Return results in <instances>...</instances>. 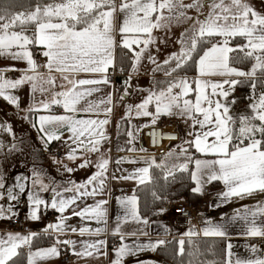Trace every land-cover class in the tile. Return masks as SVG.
<instances>
[{"label": "snow or ice", "instance_id": "snow-or-ice-1", "mask_svg": "<svg viewBox=\"0 0 264 264\" xmlns=\"http://www.w3.org/2000/svg\"><path fill=\"white\" fill-rule=\"evenodd\" d=\"M205 6V0H192L190 4H184L183 0H120L117 8L116 0H52L51 3H37L34 8L27 11L12 12L8 8L0 6V56H9L14 60H24L28 68L22 77L16 80L5 78L3 71H0V97H4L16 104L18 97L11 95L8 90L16 89L25 83L31 85L32 92L39 91L41 94L50 93L51 98L47 101L41 100L38 106L30 108V111L50 110L52 105H60L67 115H41L38 118L39 130L44 134L48 142L61 140L63 134L60 128H67L68 140L73 146H69L66 154L67 159H82L78 165L80 168L87 167L91 161L86 158L87 153H100L103 141L107 139L103 126L109 123L108 119L75 118L76 114L99 115L111 113V107L101 108V105L111 104V96L99 102H88L84 108L78 105L98 88H86L88 85L108 83L105 75L109 67L115 64V38L114 19L115 13L120 11L124 19L119 28L121 34V47L132 53L133 73L138 71L145 52L150 45L155 44L152 33L154 29L170 27L172 21L192 20L189 29L185 30L179 41L182 45L177 53H172L162 63L156 57L149 55L148 59L156 66L153 71H163L166 77H172L174 73L182 69L193 59L200 43H208L206 38L220 36L224 39L219 43H212L210 47L203 50L196 61L198 76L190 81L185 77H175L163 81L164 87L158 90H150V94L142 103L136 105V115L151 117L150 123L127 132L131 145L128 151L146 152L141 147L136 149L135 143L139 142V134L142 129L154 127L160 116L177 114L192 121V128L198 130L189 132L194 136L184 144H190L204 156H213L215 159H194L188 154V149L180 146V152L170 150L161 162L157 163L154 157H141L144 167L136 169L133 173L121 179H136L138 183L144 184L151 179L150 169L156 167L165 170V179L174 176L176 171H187L189 163L194 164L192 179L197 187L194 192L201 193L203 182L221 181L225 191L219 194L222 200H230L232 197L244 198L259 191L264 193V94H261L256 103L250 107L251 116L239 118L240 126L235 128L236 121L229 114V106L225 101L235 86L240 83L231 77L253 78L252 88L255 89V77L257 71L264 72V14L254 10L247 0H208L209 11L206 15L201 11ZM188 9H195L197 16L187 15ZM167 13V15L165 14ZM204 15L201 19L200 16ZM155 17V18H154ZM35 26V31L29 35V26ZM18 29V30H17ZM191 31L189 36L187 33ZM236 36L245 38L246 43L230 46V39ZM29 45L42 46L46 50L42 55L48 58L44 65H38L33 59ZM135 46V47H134ZM15 49V51H13ZM139 49V50H137ZM234 52L243 54L242 58H251L254 64L250 71L245 72L233 66L234 62H240L237 57L232 56ZM168 66V67H166ZM43 67L48 76L39 71ZM16 70V69H11ZM54 72L65 74L62 79L66 86L61 85L65 90L52 92L55 86ZM74 73H98L100 79H70L68 74ZM210 76L228 77L221 81L205 79ZM131 76L125 81V94L130 86ZM193 84L195 87H193ZM47 85V87H45ZM227 85V87H225ZM179 89V91H175ZM195 93V99H189V95ZM123 99V97H121ZM154 103L155 111H148V106ZM132 106L129 105L131 113ZM259 121V124L254 123ZM46 125H51L46 130ZM33 124V127H36ZM135 127V126H134ZM11 131V128H8ZM260 138H257V137ZM236 143H233V141ZM248 140L247 144L244 141ZM67 143V141H66ZM231 146V147H230ZM124 151V148L120 149ZM175 156L177 160L183 158V163L167 164L169 158ZM124 159V158H122ZM109 160L103 158L96 163L97 171L86 181L77 184L75 181H68V186L60 188L59 185L51 187L54 193L51 202L43 200L40 192L48 191L49 184H45L39 173L32 179V186L39 191H32L28 200L32 205L29 218L39 219L38 211L41 205L51 207L61 213L55 224H49L45 232L64 233L66 230L79 232L81 236L85 233L99 235L105 229L84 226L72 228L67 225L69 217L63 215L70 207L77 205V202L84 197H95L102 194L107 180V167ZM121 161H117L120 163ZM135 163V160L129 161ZM69 173L74 169L64 166ZM115 178V177H113ZM17 183L7 189V197L11 201L19 198V193L25 191V178L17 177ZM3 177L0 176V189H4ZM19 190V192L16 191ZM64 193H73L65 196ZM155 195V193H154ZM4 199V192L0 191V200ZM122 206L123 215L117 217V226L113 234L121 233V224L136 222L147 224L139 214L138 197H118ZM107 200H99L93 205H86L79 211H73L72 215L80 217L85 221H95L107 225V209L104 207ZM165 211L161 209V212ZM9 213V215H6ZM16 215L9 205L7 209L0 205V219H11ZM258 217H264V205L256 210H248L243 215L237 213L234 217L245 223L244 234L252 237H264V220L258 222ZM167 231V230H166ZM204 236L224 237L226 232L222 225H214L210 221L202 230ZM146 234V233H145ZM200 233L190 229L186 235L189 237ZM37 233L22 235L20 233H6L0 235V264H16L20 257V249L27 248V264H38V261L50 259L60 254L58 245H68L72 253L78 257H92L95 255H106L101 253V248H106L105 240L82 241L81 250H76V241L61 240L59 235L56 243L49 248L32 250V241ZM136 235V233H131ZM121 247L116 250V261L119 264L120 258L134 249L141 248L155 249L168 243L166 240H157L147 245L129 246L121 234ZM184 243L181 239L178 244L177 255H184ZM232 245H227L225 264H264V257L256 256L259 251L255 246L251 247L252 258L233 260L231 251ZM198 252V249H197ZM196 255V253H189ZM189 264H193L190 260Z\"/></svg>", "mask_w": 264, "mask_h": 264}, {"label": "crops", "instance_id": "crops-1", "mask_svg": "<svg viewBox=\"0 0 264 264\" xmlns=\"http://www.w3.org/2000/svg\"><path fill=\"white\" fill-rule=\"evenodd\" d=\"M184 4L192 3V0H183ZM250 6L260 14H264V0H247ZM117 8H119L120 0H116ZM208 0H205V6L201 10L204 15L209 11ZM167 15V13H165ZM187 15L197 16L198 13L195 9H188ZM204 15H201L200 18L203 19ZM155 18V17H154ZM124 19V14L120 11L115 13L114 19V38H115V64L114 67H109L107 73L105 74L108 79V83H101L98 85H88L84 86L86 88H98L99 91L93 92L90 96L86 97L85 100L81 101L78 105L79 108H84L87 106L88 102H99L100 100H106L111 96V104L101 105V108L111 107V113L105 114L101 112L99 115L96 114H86L79 112L76 114L75 118H91V119H108L109 123L103 126V130L106 140L103 141L101 152L100 153H87L86 158L90 159L91 163L84 168L78 167L82 163V159L71 160L66 158V154L69 151V146L72 145V142L68 140L69 133L67 128H60L59 131L63 134L61 140H53L48 142L44 137V134L39 130V121L38 118L41 115H67L64 108L60 105L62 112H53L50 110H39V111H30V108L38 106V102L41 100H49L51 98L50 93L41 94L37 91L35 94L32 92L31 85L25 83L22 86L16 89H9L8 92L18 97V102L16 104L10 102L4 97L1 98L0 103V125L4 127L5 125L9 127L19 126L25 127L27 129V134L24 135V138L33 141L35 146V153L32 154L31 151H28L30 159H36L39 157L40 162L29 161V164H24L27 162H22L21 160L11 161L9 159L23 157L20 147H16L20 142H22V134L20 135H8L0 137V176L3 177L4 189L0 191L4 192V199L0 200V205H3L5 209L12 206L13 212L16 214H25L31 230L26 231L23 229H12L9 227V220L7 218L0 219V235L6 233H20L22 235H28L29 233H46L44 230L49 224H55L58 221L61 213L56 210V216L53 219H48L46 215L48 212L53 209L51 207L40 206L38 215L39 219L32 220L29 218V214L32 210V205L28 200V195L32 191H39L37 186L33 189L32 179L36 173H39L43 178L45 184H49L50 188L48 191L40 192V197L51 202L54 193L51 191V187L59 185L60 188L67 187L68 181H75L77 184L86 181L90 176H92L97 168L95 167L96 163L103 158L108 159L110 162L107 167V180L105 188L102 194H99L95 197H84L82 200L78 201L77 205L70 207L63 215L69 217L66 221L67 225L72 228L79 229L80 227H90L92 229L104 228L105 230L99 235H94L91 233H85L83 236L80 233L72 232L70 229L66 230L64 233H55L47 232L51 234L52 243L32 246V250L49 248L56 243V237L59 235L61 240H73L76 241V250H81L82 241H97L105 240L107 242L106 248H101V253L106 251V255L100 254L92 257H78L75 255L74 259L68 263L62 261V255L68 245H58L60 249V254L58 256L52 257L47 260L38 261V264H114L116 261V250L121 247V234L124 235L123 243L134 246V245H147L150 242H155L157 240H166L169 241L173 238L185 240L189 238L186 233L192 229L199 235L191 237H206L203 235V229L207 226V222H211L214 225H222L226 235L224 237L219 236H207V237H217L224 240L225 251L227 250V245L230 243L233 247L231 249L233 253V260L236 258L239 259H248L253 257L251 252V247L255 246L259 251L255 254L256 256L264 257V237H252L244 234L245 223L243 220L235 218L237 213L243 215L248 210H256L259 206L264 205V193L259 191L253 193L250 196H245L244 198L232 197L230 200H222L219 197V194L225 191V186L221 181H212L211 183L203 182L202 194L199 193L202 197L209 189L211 188H221L212 196L211 206L205 209L197 210L194 217L184 218V217H175L172 216L171 211L169 210L168 205L175 202L167 203L163 208L165 211L159 213L155 217L145 216L140 209L139 197L136 193L137 187L140 185L136 179H121L120 177L129 176L136 169L144 167L145 164L141 157L149 156L154 157L157 163L161 162V159L167 155L170 150H174L175 153L180 152V146H183L188 149V154L191 155L194 159H215L213 156H204L199 153L194 147L190 144H184V141H190L194 139V136L188 135L189 132L198 130L192 128V121L186 119L185 117L179 116L177 114L173 115H164L160 116L156 125H164L169 121L176 123L178 130L180 132L181 140L171 147L169 151L164 155H155L151 150H149L143 140V130L139 134V142L135 143L136 149L141 147L147 149L146 152L141 151H128L127 149L131 147L127 143L129 137L127 132L132 130L135 134V128L150 123L151 117L137 116L136 115V105H139L143 100L150 94V90H158L161 87H164L163 81L171 80L175 77H187L190 81L195 80L198 76L197 67L194 71L191 69L182 68L173 74L172 77H166L163 71H153L156 67L149 59L148 56L156 57L157 61L162 63L167 59L172 53H177L180 51L182 45L179 42L181 40L182 34L185 33L186 29H189L190 25L193 23L192 20L181 19L179 21H172L170 27L164 29H154L153 37L155 38V44L150 45L149 50L145 52L144 56L141 59L140 64L137 66L138 71L133 73L131 71L132 65L128 67L127 70H124L123 64H119V53L123 56L128 55L132 58V53L126 49L122 48L121 45V34L119 28ZM18 30V29H17ZM35 31V26H29L28 34L31 35ZM191 35V31L187 33ZM220 37V36H219ZM244 38V37H243ZM224 38L221 37V40L215 42L219 43ZM230 39V38H229ZM244 41L240 44H245ZM211 46V45H210ZM209 46V47H210ZM230 46L235 48L234 45L230 43ZM135 47V46H134ZM208 48V47H207ZM29 49L32 53L33 59L38 65H44L47 63L48 58L43 56L42 53L46 49L42 46L29 45ZM139 50V49H137ZM15 51V49H13ZM203 53V52H202ZM201 53V55H202ZM38 60L41 62L38 63ZM254 64V63H253ZM125 65V64H124ZM168 67V66H166ZM28 68V64L24 60H14L9 56H0V71H3L5 78L10 80H16L22 77L25 73V70ZM16 69V70H11ZM241 69V68H238ZM245 71L244 69H241ZM251 70V69H250ZM8 71H19L21 73L20 77L8 76L6 72ZM39 71L44 75L45 79L49 75L48 72L41 67ZM116 72V80L113 81L110 75ZM247 72V71H245ZM257 71L256 77L258 79L264 80V72ZM52 75L55 77V86L52 88V92H59L65 90L61 88V85L66 86V81L62 79V76L65 74L54 72ZM70 79H100L101 74L98 73H74L68 74ZM131 76L130 86L127 87V94H125V81ZM228 77L221 76H210L205 77L212 81H221ZM254 78V79H255ZM231 79L247 80L253 79L249 77H231ZM47 87V85H45ZM193 87L195 85L193 84ZM227 87V85L225 86ZM257 89H261L264 92L263 86H255V89L251 88L250 91L244 89L243 85L239 86L237 84L235 89L228 96L226 103L229 106V114L233 116L237 121V129L240 126L239 118L242 116H251L252 109L251 105L256 103L261 94L257 93ZM175 91H179L176 89ZM123 97V99H121ZM189 99H195V93H192L188 97ZM129 105L132 106L131 113L129 112ZM53 106V105H52ZM51 106V107H52ZM148 111L154 112L155 107L154 103L148 106ZM5 122V125H4ZM254 123L259 124V121ZM33 124H36V127H33ZM135 126V127H134ZM51 125H46V130L50 129ZM22 129V128H21ZM26 133V132H25ZM6 134V133H5ZM259 138V136L257 137ZM67 141V143H66ZM14 143V145H13ZM233 143H236L234 140ZM248 140L244 141V144H247ZM63 145V147H62ZM231 147V146H230ZM124 148V151L120 149ZM60 150L61 154L58 155L57 151ZM12 151V152H11ZM21 151V152H20ZM18 152H20L18 154ZM124 158V159H122ZM121 161L117 163V161ZM135 160L136 162H129ZM184 160L181 158L177 160L175 156L171 157L166 161L167 164L171 165L172 163H183ZM65 165L67 167L73 168L74 171L69 173L65 170ZM153 168V167H152ZM152 168L150 169V177L152 175ZM188 169H190L191 176L194 172V164L189 163ZM17 177H23L24 183L26 185L25 191L19 193V198L16 201H11L7 197V189L13 187L17 183ZM115 177V178H113ZM147 182V181H146ZM197 187L194 181V188ZM118 188H122V192H118ZM19 192L18 189H16ZM133 194L138 197V206L139 214L143 219H146L148 223L145 225L143 223L128 222L121 224V233L113 234V230L117 226V217H122L123 209L120 203L118 202V197L132 196ZM65 196H71L73 193H64ZM201 199V198H200ZM99 200H107L108 203L104 206L107 209V225L103 223H96L95 221H85L80 217L73 216V211H79L80 208H83L86 205H93ZM9 215V213H6ZM264 220V217H258V222ZM167 230V231H166ZM131 233H136V235H131ZM146 233V234H145ZM160 247V246H159ZM159 247H156L154 250L150 248H141L139 250L134 249L132 252L122 256L120 258L119 264H149L150 262H156L159 264H169L168 262L163 261L157 250ZM28 249L22 248L20 252L22 256L16 259V264H27L26 253ZM227 256L225 255V261Z\"/></svg>", "mask_w": 264, "mask_h": 264}, {"label": "trees", "instance_id": "trees-1", "mask_svg": "<svg viewBox=\"0 0 264 264\" xmlns=\"http://www.w3.org/2000/svg\"><path fill=\"white\" fill-rule=\"evenodd\" d=\"M51 2L52 0H0V6L8 8L12 12H20L34 8L37 3L48 4ZM206 39L209 42H202L198 45L197 52L194 53L193 59L184 66L186 70L191 69V71H194L199 55H201L203 50L212 43L221 40V37L213 36ZM243 41L244 38L241 36L230 38V43L235 47L240 45ZM231 55L240 60V62H234L233 66L244 69L247 72L250 71L254 63L253 59L242 58L243 54L239 52H234ZM119 64H123V69L127 70L128 67L132 65V58L128 55L123 56L119 53ZM252 83L253 79L241 80L239 86L243 85L244 89L250 91ZM255 85L264 87V80L255 78ZM151 173V179L144 184H140L136 189V193L139 197L140 209L145 216L152 218L159 215L161 209L170 202H178L185 198H190L195 203L200 200L201 195L193 191L194 181L190 169L187 171H176L174 176H168L167 179H165V170L153 167ZM37 234L38 235L32 241V246L52 243L51 234L42 232ZM184 241L183 256L177 255L179 240L173 238L169 240L166 245L158 248L157 253L159 257L169 264H189L190 260L193 264H225L226 251L222 238L189 237ZM194 252L196 255H189V253ZM21 256L22 254L20 257ZM149 264L159 263L150 262Z\"/></svg>", "mask_w": 264, "mask_h": 264}, {"label": "built area", "instance_id": "built-area-1", "mask_svg": "<svg viewBox=\"0 0 264 264\" xmlns=\"http://www.w3.org/2000/svg\"><path fill=\"white\" fill-rule=\"evenodd\" d=\"M41 61L38 60V63ZM8 76H16L20 77L21 73L19 71H8L6 72ZM113 81L116 80L117 73L113 72L110 75ZM257 93H264L261 89H257ZM51 111L53 112H62L63 110L53 105L51 107ZM143 140L145 146L153 152L155 155H164L169 149L173 146V144L179 142L181 140L180 132L175 122L169 121L164 125H155L154 127L145 128L143 130ZM63 147V145H62ZM57 154L60 155L61 151L58 150ZM221 188H211L205 194L202 195L201 199L195 203L190 198H185L181 201L171 203L168 205L169 210L172 213V216L175 217H184L190 218L194 217L197 210L205 209L211 206L212 196L218 192ZM118 192H122V188H118ZM56 216V209H51L46 217L48 219H53ZM9 227L12 229H23L26 231L31 230V226L25 214L19 213L16 214L13 218H11L8 222ZM75 255L72 253L70 247L66 248L63 255L62 261L64 263H68L73 260Z\"/></svg>", "mask_w": 264, "mask_h": 264}, {"label": "rangeland", "instance_id": "rangeland-1", "mask_svg": "<svg viewBox=\"0 0 264 264\" xmlns=\"http://www.w3.org/2000/svg\"><path fill=\"white\" fill-rule=\"evenodd\" d=\"M0 103H1V98H0ZM225 103H226V101H225ZM234 120L236 121V124H235L234 127L237 128V126H238V124H237L238 119H234ZM4 125H5V122H4ZM10 128H11V131H8V126L7 125H5L4 127H2V125H0V137L1 138H2V136H6L7 137V134L9 136L10 135H19V134L21 135L22 134V136H23V138L21 140L22 142H20L16 147L19 146L20 147V150L23 151L22 152V156L23 157L12 158V159H9V160H11L12 162L15 161V160H17V161L21 160L22 162H27V163H24V164H29L28 163L29 161H32V162L33 161L34 162L36 161L37 163H39L40 162L39 157L36 158V159H33V158L30 159L29 158L31 154H29L28 151H31V153L34 154L35 153V149H34L35 146H34V142L33 141H30V140L24 138V135L28 133L27 132V129L25 127H19V126H14V125H13V127H10ZM13 145H14V143H13ZM20 152H18V154Z\"/></svg>", "mask_w": 264, "mask_h": 264}]
</instances>
